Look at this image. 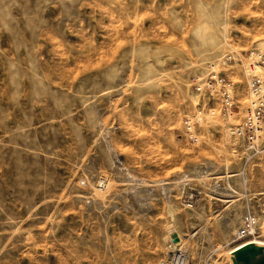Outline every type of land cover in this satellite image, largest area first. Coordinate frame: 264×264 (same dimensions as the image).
<instances>
[{"label": "rangeland", "instance_id": "1", "mask_svg": "<svg viewBox=\"0 0 264 264\" xmlns=\"http://www.w3.org/2000/svg\"><path fill=\"white\" fill-rule=\"evenodd\" d=\"M252 49L264 0H0V264H261L234 252L264 242Z\"/></svg>", "mask_w": 264, "mask_h": 264}, {"label": "built area", "instance_id": "2", "mask_svg": "<svg viewBox=\"0 0 264 264\" xmlns=\"http://www.w3.org/2000/svg\"><path fill=\"white\" fill-rule=\"evenodd\" d=\"M248 73L251 74L249 81L250 95L248 100V110L242 124L236 125L232 130L235 138L246 142V146L254 148L260 138L262 122L264 120V52L260 50H250ZM216 83V86H215ZM210 88L219 86L223 88L221 109L225 115H232L235 101L233 99L230 84L225 78L214 73L208 84ZM197 122H188V129L191 130L190 138L194 143L199 141V137L193 131ZM259 219L252 213L243 216L242 224L236 231L235 240L242 241L246 238H257L259 236ZM160 264H195L188 255L181 249L172 248L170 255L161 260Z\"/></svg>", "mask_w": 264, "mask_h": 264}, {"label": "water", "instance_id": "3", "mask_svg": "<svg viewBox=\"0 0 264 264\" xmlns=\"http://www.w3.org/2000/svg\"><path fill=\"white\" fill-rule=\"evenodd\" d=\"M175 240L178 239V237L175 235H173ZM258 245H261V244H258V243H254V242H248L246 243V246H244L243 248H236V250L234 251L235 253L237 252H249L251 251L252 249H257L259 246ZM246 264H252V262L250 263H246Z\"/></svg>", "mask_w": 264, "mask_h": 264}, {"label": "bare ground", "instance_id": "4", "mask_svg": "<svg viewBox=\"0 0 264 264\" xmlns=\"http://www.w3.org/2000/svg\"><path fill=\"white\" fill-rule=\"evenodd\" d=\"M254 243H258V244H261V245H263L264 246V242H262V241H253ZM244 244V243H243ZM243 244H241L238 248H243L244 246H243ZM236 250V249H235ZM234 250V251H235ZM261 264H264V255L261 257Z\"/></svg>", "mask_w": 264, "mask_h": 264}]
</instances>
